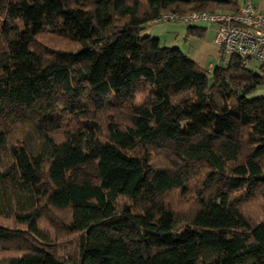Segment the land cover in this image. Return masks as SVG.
I'll use <instances>...</instances> for the list:
<instances>
[{
    "label": "trees",
    "instance_id": "1",
    "mask_svg": "<svg viewBox=\"0 0 264 264\" xmlns=\"http://www.w3.org/2000/svg\"><path fill=\"white\" fill-rule=\"evenodd\" d=\"M220 10L239 11L0 0V264H264V63L219 50L207 70L143 35Z\"/></svg>",
    "mask_w": 264,
    "mask_h": 264
},
{
    "label": "built area",
    "instance_id": "2",
    "mask_svg": "<svg viewBox=\"0 0 264 264\" xmlns=\"http://www.w3.org/2000/svg\"><path fill=\"white\" fill-rule=\"evenodd\" d=\"M155 21L179 22L187 26L212 24L214 45L226 56H237L264 63V13L251 3L237 12H191L185 15L168 12Z\"/></svg>",
    "mask_w": 264,
    "mask_h": 264
},
{
    "label": "crops",
    "instance_id": "3",
    "mask_svg": "<svg viewBox=\"0 0 264 264\" xmlns=\"http://www.w3.org/2000/svg\"><path fill=\"white\" fill-rule=\"evenodd\" d=\"M233 1V0H232ZM237 2L238 9L242 8L246 2L251 3L261 13H264V0H235ZM216 12H229L227 10H220ZM164 25L163 28H157ZM210 26V30L206 27ZM198 29H203V37L198 38L193 35H188L187 30L189 26L179 22H160L151 21L144 26L143 35H148L152 38L163 43L165 46H177L183 53L190 57L199 66L211 70L215 65L211 62V59H220V51L214 45L215 27L212 24H198L194 25ZM183 34L182 42L177 41V36ZM166 35H173L175 39L171 42L166 38ZM189 38H195L197 40L190 41Z\"/></svg>",
    "mask_w": 264,
    "mask_h": 264
},
{
    "label": "rangeland",
    "instance_id": "4",
    "mask_svg": "<svg viewBox=\"0 0 264 264\" xmlns=\"http://www.w3.org/2000/svg\"><path fill=\"white\" fill-rule=\"evenodd\" d=\"M164 27V25H162V26H160V27H157V28H163ZM208 30H210V26L208 25L207 27H206ZM166 38L167 39H169L171 42H174L175 41V39L173 40V38H174V36L173 35H171V36H167L166 35ZM182 38H183V34H181L180 35V37L179 36H177V41L178 42H182L181 40H182ZM188 40H190V41H193V40H197V39H195V38H189ZM161 43H163V42H161ZM51 46H53V47H55V48H61V49H69L71 46L70 45H68V43H66L65 41H62V40H58V39H55V38H53V37H50V36H43V37H40V38H38V40H36V42H35V45L33 46V49H35V50H42V49H45L44 47H46V48H48V47H51ZM72 48V47H71ZM224 57H225V61L227 60V58H228V56H226V55H224ZM211 62L216 66V65H219V64H221L222 62L220 61V59H218V58H216V59H211ZM260 96H264V86H260V87H258L249 97H260ZM173 200V199H172ZM257 203H254V204H252V205H249L246 209L247 210H249V212H250V216L252 217V218H255L257 215L256 214H259V216H257L258 218L262 215V212H261V209L263 208V206H261V202H259V201H256ZM248 212V211H247ZM55 216L56 215H53V217H52V220L54 221V222H57L56 221V218H55ZM4 223H6V221L4 222ZM13 224V223H12ZM40 228L41 229H43V230H49V231H52V227H51V225L49 224V222L47 221V220H43V221H41L40 222ZM62 231L61 230H59V238L61 239V237H62ZM63 240H66V238H64V239H62V241ZM63 246V244L60 246V247H62ZM60 247H59V250H60Z\"/></svg>",
    "mask_w": 264,
    "mask_h": 264
}]
</instances>
